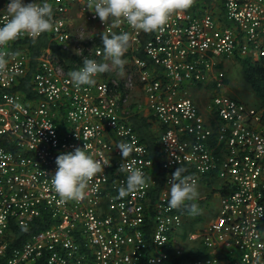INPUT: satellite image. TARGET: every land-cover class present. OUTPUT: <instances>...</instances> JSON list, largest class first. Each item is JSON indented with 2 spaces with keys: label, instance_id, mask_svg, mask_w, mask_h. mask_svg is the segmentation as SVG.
Listing matches in <instances>:
<instances>
[{
  "label": "built area",
  "instance_id": "1",
  "mask_svg": "<svg viewBox=\"0 0 264 264\" xmlns=\"http://www.w3.org/2000/svg\"><path fill=\"white\" fill-rule=\"evenodd\" d=\"M47 2L54 28L42 35L57 50L42 46L30 71L31 38L0 47L9 60L0 73V264H264V113L225 91L223 65L264 58V0H194L152 33L110 24L108 31L133 36L124 72L79 88L68 73L84 58L102 61L107 25L89 0ZM8 3L0 0V26ZM142 106L159 127V163L129 117ZM120 141L134 145L129 160L146 177L123 199ZM85 145L111 165L89 182L85 199L65 202L51 185L56 158ZM181 165L197 187L220 196L212 219L187 225L183 249L172 234L184 213L167 203L169 177ZM37 219L46 224L10 244L11 224ZM199 247L206 255L180 257Z\"/></svg>",
  "mask_w": 264,
  "mask_h": 264
},
{
  "label": "clouds",
  "instance_id": "2",
  "mask_svg": "<svg viewBox=\"0 0 264 264\" xmlns=\"http://www.w3.org/2000/svg\"><path fill=\"white\" fill-rule=\"evenodd\" d=\"M194 0H89L87 8L100 21L107 25L101 33L103 45L102 61L84 58L82 67L68 73L73 85L94 86L98 74L117 71L123 74L126 64L123 57L133 41L129 32L108 31L112 27L126 22L134 31L152 33L166 25L170 17L187 11ZM6 20L0 26V47L27 36L35 44L43 33L54 28L53 7L47 0L38 3H24V0H9L5 9ZM78 54V52H77ZM9 60L0 53V73L7 69ZM84 148L76 147L74 151L61 153L56 158L57 170L52 176L51 185L61 200L82 201L86 198L89 182L97 174L104 173L105 166L111 163L94 159ZM123 158L118 172L125 175V180L118 187L117 199H123L133 192H138L146 183L143 171L134 167L135 160H129L134 152V145L120 141L115 145ZM186 169L181 165L171 174L168 181L167 203L171 209H184L189 215L200 214L196 200L199 198L197 185L190 176L184 175Z\"/></svg>",
  "mask_w": 264,
  "mask_h": 264
},
{
  "label": "trees",
  "instance_id": "3",
  "mask_svg": "<svg viewBox=\"0 0 264 264\" xmlns=\"http://www.w3.org/2000/svg\"><path fill=\"white\" fill-rule=\"evenodd\" d=\"M99 41L102 43L101 38ZM27 44V50L30 56L31 64L30 71L32 70L31 67L34 65L35 59L42 46H51L53 49L57 50V47L53 45V43L50 42L45 35H41L40 37H38L35 44L32 42V39H30ZM237 58L241 65L242 76L248 82L257 99L256 106L261 108L264 113V58L257 60L251 59L249 57ZM30 71L27 73V78L30 75ZM22 89L26 92V94H30V91L25 86H22ZM130 120L132 122L133 127L138 132L140 139L147 144L151 157L155 159L156 163H159L160 157L158 154V133L157 135H155V133L151 131L150 123L143 116L137 113L130 116ZM160 172L162 175L163 172L161 170ZM160 184L161 183H158V185L154 189V192L157 191V189L160 187ZM179 211L181 213H184V216L187 215V212L184 209H179ZM40 220L41 219L35 220L32 225L25 228H21L17 225L11 224L10 229L12 230L14 235L10 244H20L29 236L31 232L41 228L46 224V222L43 223L40 222ZM199 255H206V252L203 247L192 248L191 250L183 252L180 257L182 259H189Z\"/></svg>",
  "mask_w": 264,
  "mask_h": 264
},
{
  "label": "rangeland",
  "instance_id": "4",
  "mask_svg": "<svg viewBox=\"0 0 264 264\" xmlns=\"http://www.w3.org/2000/svg\"><path fill=\"white\" fill-rule=\"evenodd\" d=\"M224 71L226 75V88L225 91L235 97H238L242 100H245L248 103L254 105L257 104V99L249 86L248 82L243 78L241 73V65L237 57H232L224 62ZM141 102L144 100L143 94L140 99ZM203 192H200V197L205 198L203 200L198 199L195 201L200 208V216L195 215L191 216L187 213L184 216L185 223L172 234V244L178 245L180 248H186L185 245H188L186 240V231L189 229L186 224L192 223V220L195 222L198 221V224H205L207 221L212 219L211 215L218 209L220 196L218 192L214 190H208L204 185L200 186ZM205 191V192H204ZM199 197V198H200ZM210 213V214H209ZM209 214V215H208ZM211 217V218H210Z\"/></svg>",
  "mask_w": 264,
  "mask_h": 264
},
{
  "label": "crops",
  "instance_id": "5",
  "mask_svg": "<svg viewBox=\"0 0 264 264\" xmlns=\"http://www.w3.org/2000/svg\"><path fill=\"white\" fill-rule=\"evenodd\" d=\"M194 96H195V98H197L198 96H196L195 95V91H194ZM202 97V96H201ZM135 100V102H136V99H134ZM143 102V101H142ZM135 113H137V114H139V115H141V116H143L149 123H150V128H151V131L153 132V133H155V135H157V133L159 132V127H158V125L155 123V121L151 118V116L148 114V112H147V109L144 107V106H142L139 110H137V111H135V109H134V112L132 113V114H130V116H132V115H134ZM129 116V117H130ZM198 188V191H199V197L201 196L200 195V192H203L202 191V189H201V187H197ZM205 192V191H204ZM198 199H200V200H203V199H205V198H202V197H200V198H198ZM197 201V200H196ZM215 213V212H214ZM214 213H213V215H214ZM210 214V213H209ZM208 214V215H209ZM213 215H211V217H213ZM199 216H200V214H199ZM210 217V218H211ZM186 225H188V224H186ZM186 246V248H187V246L188 245H185ZM185 248V247H184Z\"/></svg>",
  "mask_w": 264,
  "mask_h": 264
},
{
  "label": "bare ground",
  "instance_id": "6",
  "mask_svg": "<svg viewBox=\"0 0 264 264\" xmlns=\"http://www.w3.org/2000/svg\"><path fill=\"white\" fill-rule=\"evenodd\" d=\"M229 94V93H228ZM231 95V94H230ZM233 96V95H232ZM195 98V97H194ZM238 98V97H237ZM245 101V100H244ZM212 190H214V189H212ZM215 191V190H214ZM216 192V191H215Z\"/></svg>",
  "mask_w": 264,
  "mask_h": 264
}]
</instances>
